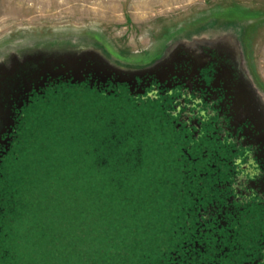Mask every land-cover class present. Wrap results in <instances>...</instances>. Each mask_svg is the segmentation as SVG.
I'll list each match as a JSON object with an SVG mask.
<instances>
[{
    "label": "rangeland",
    "instance_id": "obj_1",
    "mask_svg": "<svg viewBox=\"0 0 264 264\" xmlns=\"http://www.w3.org/2000/svg\"><path fill=\"white\" fill-rule=\"evenodd\" d=\"M148 80L218 91L264 146V0H0V264L163 256L186 121L172 125ZM113 117L143 137L127 180L86 151Z\"/></svg>",
    "mask_w": 264,
    "mask_h": 264
},
{
    "label": "trees",
    "instance_id": "obj_2",
    "mask_svg": "<svg viewBox=\"0 0 264 264\" xmlns=\"http://www.w3.org/2000/svg\"><path fill=\"white\" fill-rule=\"evenodd\" d=\"M98 93L104 96L99 89ZM148 99L158 103L155 93ZM159 104L170 117L171 112L167 108L171 105L166 101V105ZM114 113L117 118L119 112ZM116 118L106 121L103 125V129H107L105 132L97 130L102 126H91L92 141L86 151L94 150L92 154L101 157L105 164L111 160L112 170L124 174L119 179L127 180L140 168V162L136 161L146 160L142 156L141 139L135 141L131 138L143 137L137 127L123 130L126 127L118 125L114 121ZM172 125L177 126L174 120ZM188 132L179 129L176 135L173 134L178 145L175 164L179 165L180 173L176 181L179 210L175 214L174 225L177 228L172 236L169 233L163 256L156 259V264H254V261H260L264 248V208L248 209L241 202H236L235 190H228L229 186L222 183L226 179L229 162L233 163L230 143L226 142L225 136L223 141L212 133L208 136L209 132L200 137ZM61 135L65 137L64 132ZM132 142L138 143L133 145ZM118 143L126 144L128 148L118 151L115 146ZM106 148L111 150L107 152ZM122 182L118 181L119 189L124 187ZM231 202L236 205V210L230 207Z\"/></svg>",
    "mask_w": 264,
    "mask_h": 264
},
{
    "label": "flooded vegetation",
    "instance_id": "obj_3",
    "mask_svg": "<svg viewBox=\"0 0 264 264\" xmlns=\"http://www.w3.org/2000/svg\"><path fill=\"white\" fill-rule=\"evenodd\" d=\"M209 78H205V81ZM176 81L173 85L149 81L151 82L149 84L155 87L158 103L164 104L166 101L171 105L167 110L176 118L173 120L176 124L178 123L179 128L182 126L183 119L187 122L184 124L186 128L180 129L191 132L189 126L193 122L197 129L192 132L195 137L204 136V133L209 132L208 136L212 133L217 135L218 140L224 141L225 136L226 142L230 143V157L233 163L229 162L225 172L226 179L222 183L224 186H229L228 190L231 188L235 190L237 195L234 198H238L236 202H241L248 209L264 208V146L256 145L258 142L254 135L255 130H251L249 124L232 126V117L228 114L226 101L218 91L205 85V87L198 84L192 86V83L188 85L186 82ZM212 91L216 93L210 95ZM145 93H147L146 88ZM148 94L151 93L148 92ZM218 100H220L219 103ZM198 111L208 114L198 117L196 116ZM255 134L257 135V132ZM230 204L232 210H236V205L233 202ZM262 254L263 258L260 261H254V264L257 262L264 264V248Z\"/></svg>",
    "mask_w": 264,
    "mask_h": 264
}]
</instances>
